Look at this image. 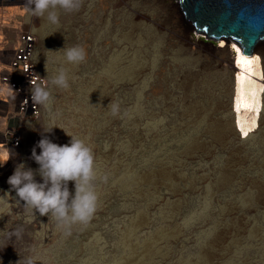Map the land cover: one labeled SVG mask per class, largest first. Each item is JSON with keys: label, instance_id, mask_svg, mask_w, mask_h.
Here are the masks:
<instances>
[{"label": "rangeland", "instance_id": "rangeland-1", "mask_svg": "<svg viewBox=\"0 0 264 264\" xmlns=\"http://www.w3.org/2000/svg\"><path fill=\"white\" fill-rule=\"evenodd\" d=\"M25 3L0 0V46L9 55L17 33L35 36L50 100L38 119H18L0 83V150L11 153L0 196L17 165L38 168L31 151L56 126L64 131L44 134L53 143H69L66 132L92 149L98 201L87 224L61 228L9 192L0 264H264V106L245 137L230 131L236 74L220 64L235 62L234 42L198 32L177 0H80L76 11L57 9L58 25ZM75 46L86 59L69 65L56 51ZM60 69L67 88L51 84Z\"/></svg>", "mask_w": 264, "mask_h": 264}, {"label": "clouds", "instance_id": "clouds-1", "mask_svg": "<svg viewBox=\"0 0 264 264\" xmlns=\"http://www.w3.org/2000/svg\"><path fill=\"white\" fill-rule=\"evenodd\" d=\"M79 7L80 0H26L25 3V8L32 17H46L51 25L59 23L57 9L71 12ZM60 51L63 52V60L69 65H79L86 59L85 49L80 46L56 52ZM51 84L67 88L66 71L60 69ZM30 98L34 105L47 107L50 92L37 84L31 87ZM117 112L118 107L114 105L112 115ZM54 128L59 127L53 126L50 132L44 134L51 133ZM64 133L70 137L69 143L64 145L53 143L47 135L42 134L30 157L38 168L34 171L23 163L17 165L7 184L10 186L9 192H15L16 203L23 202V206L31 209L33 214L54 218L58 227L68 228L74 224L85 225L91 220L96 211L98 196L93 187L96 171L92 149L84 139ZM10 156L8 150L0 152V167L9 161ZM36 176L40 177V182H37ZM70 182L73 185L72 192L69 191ZM9 192L0 196V201L8 203L6 197H10ZM19 235L20 232L15 231L9 234V238Z\"/></svg>", "mask_w": 264, "mask_h": 264}, {"label": "water", "instance_id": "water-1", "mask_svg": "<svg viewBox=\"0 0 264 264\" xmlns=\"http://www.w3.org/2000/svg\"><path fill=\"white\" fill-rule=\"evenodd\" d=\"M184 19L210 39H232L243 53L264 42V0H177Z\"/></svg>", "mask_w": 264, "mask_h": 264}, {"label": "bare ground", "instance_id": "bare-ground-1", "mask_svg": "<svg viewBox=\"0 0 264 264\" xmlns=\"http://www.w3.org/2000/svg\"><path fill=\"white\" fill-rule=\"evenodd\" d=\"M190 28L192 27L188 26L187 29ZM222 40L235 43L230 47L235 62L231 64L229 59H225L220 64V70L227 76L232 70L236 74L233 80L232 102L230 105L232 120L234 121L233 125L228 124V127L231 132L236 131L243 138L245 134L249 133V130L255 128L257 124L259 125L257 119L260 117L264 106L262 94L264 85L262 81L260 82L255 78L257 76L264 79V42L257 43L251 50L250 55H246L243 53V48L239 45V42L221 38ZM220 46H222V42Z\"/></svg>", "mask_w": 264, "mask_h": 264}, {"label": "built area", "instance_id": "built-area-1", "mask_svg": "<svg viewBox=\"0 0 264 264\" xmlns=\"http://www.w3.org/2000/svg\"><path fill=\"white\" fill-rule=\"evenodd\" d=\"M35 36L26 31L17 33L16 45L9 55L0 46V62L6 59V72L1 76L6 93L1 101L6 107L13 105L14 117L24 120H36L39 118L41 106L34 105L30 98V89L34 85L46 87V82L35 70L32 55L34 51ZM8 145L15 149L19 141L15 136L10 135L5 140Z\"/></svg>", "mask_w": 264, "mask_h": 264}, {"label": "crops", "instance_id": "crops-1", "mask_svg": "<svg viewBox=\"0 0 264 264\" xmlns=\"http://www.w3.org/2000/svg\"><path fill=\"white\" fill-rule=\"evenodd\" d=\"M4 145H2V142L0 140V148H2ZM5 150L4 149H1L0 152H4Z\"/></svg>", "mask_w": 264, "mask_h": 264}, {"label": "snow or ice", "instance_id": "snow-or-ice-1", "mask_svg": "<svg viewBox=\"0 0 264 264\" xmlns=\"http://www.w3.org/2000/svg\"><path fill=\"white\" fill-rule=\"evenodd\" d=\"M245 135H247V134H245Z\"/></svg>", "mask_w": 264, "mask_h": 264}]
</instances>
